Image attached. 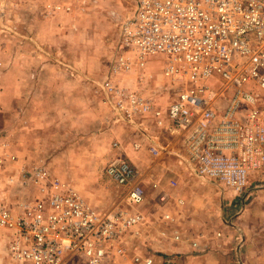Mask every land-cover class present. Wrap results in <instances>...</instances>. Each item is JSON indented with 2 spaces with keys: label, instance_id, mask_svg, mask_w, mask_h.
Returning a JSON list of instances; mask_svg holds the SVG:
<instances>
[{
  "label": "built area",
  "instance_id": "1",
  "mask_svg": "<svg viewBox=\"0 0 264 264\" xmlns=\"http://www.w3.org/2000/svg\"><path fill=\"white\" fill-rule=\"evenodd\" d=\"M156 57L162 84L149 94L144 84L153 78L148 68ZM96 86L121 119L152 130L148 145L135 140L133 150L175 154L199 179L245 197L251 179L264 171V0H134ZM4 170L0 158V264H157L137 248L149 216L136 206L148 192L160 211L159 238L181 241L172 207L185 200L160 180L143 182L123 154L109 160L105 175L124 189V204L106 211L42 165L27 171L34 196L13 209L5 196L14 178L5 179Z\"/></svg>",
  "mask_w": 264,
  "mask_h": 264
},
{
  "label": "rangeland",
  "instance_id": "2",
  "mask_svg": "<svg viewBox=\"0 0 264 264\" xmlns=\"http://www.w3.org/2000/svg\"><path fill=\"white\" fill-rule=\"evenodd\" d=\"M56 4L71 9H53ZM133 5L134 0H0V158L4 178H14L5 196L13 209L19 199L35 194L27 173L34 166L46 167L106 211L123 203L124 189L105 175L121 148L146 177L153 171L157 178H168L181 165L132 152L128 143L135 134L97 91L96 82L115 52L120 22ZM161 67L156 57L145 93L162 84ZM157 94L164 100L163 92ZM115 141L119 150L113 148ZM9 154L16 158L9 160ZM178 179L187 199L175 214L181 241L171 249L159 238L162 225L148 192L146 202L136 206L149 216L137 242L142 253L157 264H264V171L252 178L244 201L229 192L221 200L218 187L196 178Z\"/></svg>",
  "mask_w": 264,
  "mask_h": 264
},
{
  "label": "crops",
  "instance_id": "3",
  "mask_svg": "<svg viewBox=\"0 0 264 264\" xmlns=\"http://www.w3.org/2000/svg\"><path fill=\"white\" fill-rule=\"evenodd\" d=\"M112 112H114V113H116L117 114V116L119 117V120H121V121H123L125 124H127V125H129L130 126V128H131V130L133 131V133L135 134V136H133V137H131V139H130V143H128V148L132 151V152H134V153H138L139 155H149V156H151L148 152H147V150H139V151H136V150H133L132 149V147H131V144H132V142L133 141H135V140H141L142 142H143V146L144 147H146L147 145H148V142L150 141V140H147L146 138L148 137V134H147V132L148 133H151L152 132V130H147V132H146V130H144V129H142V130H140L138 127H136L135 125H131V124H129L128 122H126L125 120H123V119H121L120 118V115L116 112V111H114V110H111ZM120 147V146H119ZM117 148L118 150L121 148ZM122 150H121V152H119V154H123L125 157H127L128 158V160H129V162H131V163H133V164H135L133 161H132V159H131V157L126 153V150L124 149V148H121ZM166 158H170V159H172L174 162H179V160H178V158H177V156L175 155V154H170V153H167V154H164V155H161L160 157H153V159H154V162L156 161H158V162H162L164 159H166ZM180 163V162H179ZM181 164V163H180ZM136 165V164H135ZM179 165V164H178ZM175 166V168L173 169V172H172V174H170L169 176L170 177H168V178H157L156 177V175H154L153 174V171L151 172V171H149V173H148V177H146V175L144 174L145 172H141V171H139L140 172V174H141V179H142V181L143 182H145V183H147L148 181H150V180H160L161 181V183L163 184V186H165V188L166 189H169V190H175L176 191V195L177 196H179V197H182L185 201H187V199H186V197H185V195L183 194V191H182V189L180 188V183H179V179L178 178H180V179H184V178H196L197 180H199L200 182H202V183H205V184H208V185H212V187H217V184H215L214 182H211V181H204V180H201V179H199L196 175H195V173L194 172H192V170L191 169H188V167L187 166H185V164H181V165H179V166ZM152 174H151V173ZM151 174V175H150ZM175 181V187L172 189L170 186H169V182L170 181ZM252 180V179H251ZM219 188V187H218ZM250 189H248V191H249ZM227 192H229V191H224L223 189H221V188H219V189H217V193H218V195H219V198L221 199V200H223V196L225 195V193H227ZM229 193H232V192H229ZM246 197H247V195H246ZM239 201L241 200V201H244L245 199H244V196H243V198H242V196H238V198H237ZM186 203V202H185ZM185 203H184V205H185ZM184 205H182V206H184ZM182 206H177L176 208H175V211H174V209H173V212L176 214V213H180L179 211H181L182 212V209H180V207H182ZM156 207V206H155ZM159 213H160V211L158 210V215H159ZM157 218V217H156ZM148 221H149V219H148ZM3 234V244H2V250H0V254H2V252H4V245H5V235H4V233H2ZM164 241H165V239H163ZM167 242L169 243V248H171V249H174L175 248V246H173V241H171V240H167ZM123 261L124 260H122V263L121 264H123ZM130 264V263H129Z\"/></svg>",
  "mask_w": 264,
  "mask_h": 264
}]
</instances>
